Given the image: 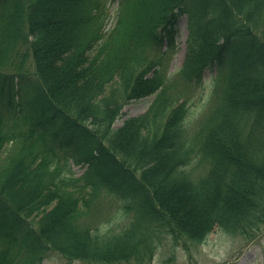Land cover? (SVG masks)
<instances>
[{
  "label": "trees",
  "instance_id": "obj_1",
  "mask_svg": "<svg viewBox=\"0 0 264 264\" xmlns=\"http://www.w3.org/2000/svg\"><path fill=\"white\" fill-rule=\"evenodd\" d=\"M118 1L105 34L104 0H0V88L29 64L42 80L0 103V264L56 251L149 264L161 231L187 249L216 227L250 240L264 229V0ZM184 14L187 88L207 65L221 82L193 136L189 97L169 110L178 98L163 89L113 129L128 101L164 84L162 45Z\"/></svg>",
  "mask_w": 264,
  "mask_h": 264
},
{
  "label": "rangeland",
  "instance_id": "obj_2",
  "mask_svg": "<svg viewBox=\"0 0 264 264\" xmlns=\"http://www.w3.org/2000/svg\"><path fill=\"white\" fill-rule=\"evenodd\" d=\"M106 11L109 15L107 26L111 28L114 23L115 12L118 7L117 2L107 1ZM177 26V36L175 40V49L172 54H169V60L166 67L168 76L176 75L181 68L187 51V38H188V23L187 17H182ZM217 72L216 67L206 69L204 72V86L197 94L192 97V106L188 121H193L195 117H199L200 113L207 106L213 85L215 75ZM28 74L32 75V71L28 70ZM20 88V83H18ZM17 88H15L16 90ZM155 94L148 96L144 99L132 101L128 103L123 109V115L120 116L116 122L115 127L122 125L124 120L130 116L141 115L146 112L153 102ZM194 122V121H193ZM193 123L188 128L191 130ZM191 167V166H190ZM86 165L74 164L73 170L76 174L81 175L85 172ZM115 207L109 209L110 212L114 211ZM121 224H124L121 221ZM250 239L243 235L231 236L225 231L214 229L210 233L205 243L198 244V246H191L189 250H185L182 245L176 246L172 243L171 235L165 231H161V238L159 247L154 254L155 257L149 264H264V230L258 234L256 238ZM44 264H90L83 260L70 261L59 252L50 253L45 258ZM124 264V263H123ZM126 264V263H125Z\"/></svg>",
  "mask_w": 264,
  "mask_h": 264
}]
</instances>
